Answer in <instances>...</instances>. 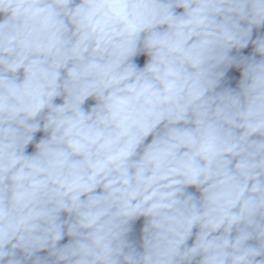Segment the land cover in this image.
Segmentation results:
<instances>
[{
  "label": "clouds",
  "instance_id": "9594fccd",
  "mask_svg": "<svg viewBox=\"0 0 264 264\" xmlns=\"http://www.w3.org/2000/svg\"><path fill=\"white\" fill-rule=\"evenodd\" d=\"M0 264H264V0H0Z\"/></svg>",
  "mask_w": 264,
  "mask_h": 264
}]
</instances>
